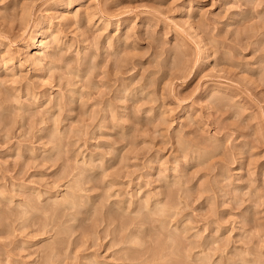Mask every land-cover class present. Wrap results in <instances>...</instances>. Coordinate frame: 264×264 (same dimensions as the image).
Instances as JSON below:
<instances>
[{"label":"rangeland","instance_id":"374dc122","mask_svg":"<svg viewBox=\"0 0 264 264\" xmlns=\"http://www.w3.org/2000/svg\"><path fill=\"white\" fill-rule=\"evenodd\" d=\"M1 63L0 264H264V0H0Z\"/></svg>","mask_w":264,"mask_h":264},{"label":"bare ground","instance_id":"6f19581e","mask_svg":"<svg viewBox=\"0 0 264 264\" xmlns=\"http://www.w3.org/2000/svg\"><path fill=\"white\" fill-rule=\"evenodd\" d=\"M69 7V5H68ZM66 8V7H64ZM68 9V8H66ZM189 11V10H188ZM188 11H185V12H188ZM183 14V13H182ZM92 17V16H91ZM91 20V19H90ZM51 25V24H50ZM49 24H46L44 27H42L33 37H31V39L29 40V44H28V47L26 49V56H25V59L23 60H26L27 62H31L34 66V63L36 62V57L35 55L37 54V50L39 49V46H41L42 44V41H44V39L46 38L48 32H49V27H50ZM57 37L54 38V41L55 42H58L57 41ZM53 41V42H54ZM52 40L50 42V40L48 42H46L43 46V50H44V54L43 56L45 57L48 53H49V50H50V47L53 46V43ZM54 42V43H55ZM25 55V54H24ZM8 55L4 54L1 56V59H4L2 63H4V67L7 66V64L9 65H13V61L11 59V57H8L9 59H5L7 58ZM43 57V58H44ZM47 57V56H46ZM24 58V57H23ZM2 63L0 65H2ZM31 65V64H30ZM1 67V66H0ZM3 68V67H1ZM130 258V257H129Z\"/></svg>","mask_w":264,"mask_h":264}]
</instances>
